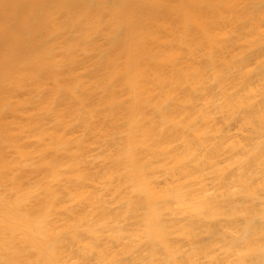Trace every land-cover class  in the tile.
<instances>
[{
    "label": "bare ground",
    "instance_id": "6f19581e",
    "mask_svg": "<svg viewBox=\"0 0 264 264\" xmlns=\"http://www.w3.org/2000/svg\"><path fill=\"white\" fill-rule=\"evenodd\" d=\"M171 137L241 141L234 200L127 239L109 169L160 211L206 194L158 199L215 159ZM0 264H264V0H0Z\"/></svg>",
    "mask_w": 264,
    "mask_h": 264
},
{
    "label": "rangeland",
    "instance_id": "374dc122",
    "mask_svg": "<svg viewBox=\"0 0 264 264\" xmlns=\"http://www.w3.org/2000/svg\"><path fill=\"white\" fill-rule=\"evenodd\" d=\"M173 125H175V123L169 124L168 127L163 126V124H157L155 125V128L158 131L162 130V133L167 134L166 131L171 129ZM167 140V147L169 146L172 148L178 145H187L189 155H200L201 153L204 154L205 151H211L210 154H212L215 159L213 160L214 163L212 167L198 173L200 174L199 178L196 176L189 177L187 171H180V173H185L184 175L187 177H184V175H182L180 176V178H173L172 176L168 175L170 177V181L168 183L159 184L157 186L158 199H174L176 196L185 191V186L190 182L193 184V189H204L206 194L198 197V203L194 205L189 203L188 205L170 206L167 209L160 211L157 210L156 207L154 208L151 204L149 198L150 195L147 194L150 188L149 185H144L139 188L141 193L146 198L144 206L140 205L137 201V198L132 197V194L130 193L131 189L128 191V193H123L125 187L122 182V176L121 182L119 181L121 173H117V175H115L116 168H113V171L109 169L107 174V201H110V203H108V207H111L113 209L115 208V211L117 212L114 216L115 219H110V221L113 222L117 227L119 226V221L121 220H124L125 223L128 224V227L125 230L124 234V237H126L127 239H132L133 236L139 235L137 231L139 230L140 225L146 226L151 236H158L161 234V229L158 227L160 224L165 228L166 233L170 230L172 232L181 233L184 231V227H190L195 225L196 223H199V219H203V221H206L207 216L212 211L218 209V203L221 200H228V202L234 200L233 194L235 187L238 185V179L229 177L228 175L231 174L234 170V160L232 158V155L236 151H243V143L241 141L230 139L228 143H223V141L221 140H216L215 142H213L204 137H201L184 144L183 141L175 137H171ZM118 146L121 145L119 144ZM111 150H113V148H111ZM166 151L167 150L163 152V155L164 153H166ZM163 155L160 154V156L154 158H162ZM110 165L111 160L109 162V166ZM242 167H244V164L242 165ZM117 177L118 185H112V182L116 180ZM232 213V208H229L226 212L225 219H227V221L229 222L227 223V227H217L214 233H207V228H203L201 230L202 234L213 237L212 240L225 239L228 242H234L236 240V237L232 236L231 234H234L236 232V227L234 224L235 216H232ZM111 222L110 226H112Z\"/></svg>",
    "mask_w": 264,
    "mask_h": 264
}]
</instances>
